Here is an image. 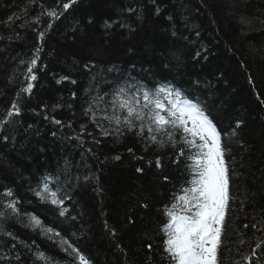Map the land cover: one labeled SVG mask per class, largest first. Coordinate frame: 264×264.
I'll return each instance as SVG.
<instances>
[{"label": "trees", "instance_id": "trees-1", "mask_svg": "<svg viewBox=\"0 0 264 264\" xmlns=\"http://www.w3.org/2000/svg\"><path fill=\"white\" fill-rule=\"evenodd\" d=\"M67 2L0 0V119L13 102L20 108L0 127V264H45L39 253L79 264L68 245L88 264H172L165 210L188 187L196 149L180 131L175 145L159 134L152 142L146 128L137 135L138 121L116 133L103 116L127 85L171 86L217 126L232 196L219 264H246L264 240V0ZM53 9L59 18L43 14ZM44 183L62 205L36 196Z\"/></svg>", "mask_w": 264, "mask_h": 264}, {"label": "snow or ice", "instance_id": "snow-or-ice-1", "mask_svg": "<svg viewBox=\"0 0 264 264\" xmlns=\"http://www.w3.org/2000/svg\"><path fill=\"white\" fill-rule=\"evenodd\" d=\"M75 3L76 0H68L62 7L67 10ZM43 14L54 19L59 18L60 15L54 9L46 10ZM43 36L44 33L41 32L40 38L42 39ZM35 64L36 59L34 58L28 67L29 73L32 72V65ZM35 79L36 76L31 75L30 82L22 91L31 92L33 88L31 81ZM62 79H68V77H62ZM249 82H252L251 78ZM133 88L135 91H130ZM113 97L111 106L115 114L111 116L105 114L103 119L109 122L114 121L118 126L115 129L116 133H120L121 126L131 131L136 127L135 122L138 121L141 131L137 135H142L146 128L152 142H157V134H159L166 136L168 141L175 145V134L180 131L184 145L189 149H196L193 154L188 156V159L192 161L188 166L192 174L188 181V187H184L182 194L175 196V202L165 210L168 219L162 226L166 237L163 244L172 264H219V250L223 245L232 196L225 149L222 147L221 133L217 130V126L198 104L184 98L179 90H173L171 86L158 85L152 90L143 85L139 87L127 85V87H118L113 93ZM98 99L102 100L103 97ZM120 110L125 113L123 116L118 114ZM19 114L20 108L16 102H13L5 118L0 119V127L10 123L11 118ZM53 122L61 123L59 120H53ZM241 123V121H237V128ZM109 134L108 131H102L104 136ZM4 139L7 140L8 137H4ZM160 142L163 143V141ZM184 154L182 149L180 155ZM114 159L119 160L120 157L116 156ZM156 166H161L159 158L156 160ZM136 170L137 172L142 171L140 168ZM165 179L167 180V177ZM35 194L41 200H49L53 205L63 204V200L58 198L57 192L50 190L47 183H44ZM3 195L11 197L12 192L7 190ZM16 203V201H11L5 207L11 209L12 213L18 214ZM65 211L66 209H61L60 215L63 216ZM4 215V212H0V216ZM29 219L34 227H42L41 221L36 216H30ZM259 223L264 228V222ZM248 227L249 225H244V228ZM250 227L256 229L257 223L251 224ZM46 231L53 232L54 230L49 228ZM9 235L11 234L9 233ZM239 242L244 243L243 240ZM62 243L67 244V241H62ZM262 245H264V240L257 241L251 254L243 256V261L246 264H261L260 261H254L253 257L257 255L256 249L264 251ZM147 247L151 249L152 245L149 244ZM68 248L71 249L70 254L79 257V264H88L77 249L71 245H68ZM65 250L67 251V249ZM37 259L44 261L45 264H50V260L45 257L44 253H39Z\"/></svg>", "mask_w": 264, "mask_h": 264}]
</instances>
